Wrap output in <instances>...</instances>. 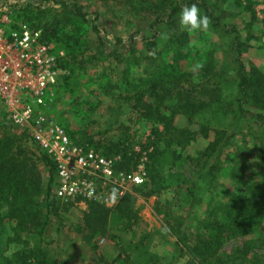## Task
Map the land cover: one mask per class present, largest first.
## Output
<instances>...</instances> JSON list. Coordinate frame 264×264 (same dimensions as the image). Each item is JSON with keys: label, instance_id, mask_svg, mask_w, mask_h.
Returning a JSON list of instances; mask_svg holds the SVG:
<instances>
[{"label": "rangeland", "instance_id": "1", "mask_svg": "<svg viewBox=\"0 0 264 264\" xmlns=\"http://www.w3.org/2000/svg\"><path fill=\"white\" fill-rule=\"evenodd\" d=\"M62 1H76L83 5L87 21L83 23V39L79 44L82 52L75 58L67 56L57 42H49L56 64L62 62L65 68L57 65L60 73L52 87V99L46 112L68 130L78 131L77 137L81 136L89 149L96 147L105 153L110 144L118 145L120 151L113 150L116 153L110 155L119 162L121 154L125 153L129 170L115 169L144 172L143 181L138 184L141 191L136 192V205L142 203L144 207L127 223L113 224L110 238L96 239V249L92 250L74 228V224L81 220L86 201L78 199L61 203L56 210L58 215L51 216L49 228L42 235L40 244L48 257L62 264H96L99 255L111 261L118 254L125 256L126 264H167L187 213L188 244H191L204 232L203 225L209 218H225L224 207L228 204L226 189L253 191L255 194L264 192V163L258 164V157L264 154V122L257 121L250 114L239 116L233 111V104L231 106L236 67L233 61L236 51L232 43L235 32L241 41L248 44V47L241 48V60L247 70L251 62L264 70V0H222L221 10L216 9L215 15L227 28L214 27L209 20L207 30L188 32L192 49L182 66L191 73V77L185 88H197L207 81L211 88L218 90L220 101L214 103L209 99L203 102V108L193 122H188L182 114H176L173 125L191 130L179 141L152 134V124L131 109V102L124 101L125 96H131L145 86L146 73L141 57L152 49L139 41L134 44L128 41V37L137 30L149 36V23L161 14L162 9L156 6L145 8L136 0L132 3L128 0H54L55 3L51 1L43 5H40L42 0H10L9 16L12 22L26 21L17 10L26 2L53 14ZM147 1L154 3L157 0ZM207 1L213 4L215 0ZM7 5V0H0L2 11ZM179 13L175 16L176 21ZM200 13L203 15L201 9ZM76 20L81 24L77 17ZM92 25L101 30L100 34L107 43L99 52ZM232 27L236 28L235 32ZM159 30L153 48L163 51L168 60L171 53L165 47L166 37L161 26ZM113 36H122L124 40L115 44ZM131 47L136 48L134 57L130 56ZM203 52L212 53L213 60L208 69L211 71L199 68L198 60ZM109 83L114 87L109 94H104V87ZM108 106H118L119 113L110 115ZM250 106L244 103L247 110H253ZM2 111L0 106V115ZM7 131L0 127V136ZM205 131L207 136H204ZM214 140L217 142L213 149L219 155V169L214 178L216 185L197 180L195 201L190 205L188 187L191 182L180 172V163L185 156H196ZM31 146L36 151L34 145ZM239 150L242 152V164L235 166L233 152ZM40 169L47 176V169L42 165ZM188 170L193 172L192 168ZM55 180L54 176L52 191ZM133 187L136 186H130L129 191ZM5 211V205L0 204V252L9 253L21 244L9 241L13 237V222L2 217ZM21 237L30 244L38 241L36 232L23 233ZM248 237L228 235L223 247L227 252L235 249L243 252L242 244L245 245ZM257 246L264 252V243H255L253 248ZM187 260V255H179L173 264H186Z\"/></svg>", "mask_w": 264, "mask_h": 264}, {"label": "trees", "instance_id": "2", "mask_svg": "<svg viewBox=\"0 0 264 264\" xmlns=\"http://www.w3.org/2000/svg\"><path fill=\"white\" fill-rule=\"evenodd\" d=\"M51 1L55 3L54 0H42L40 5ZM128 1L132 3V0ZM136 1L144 4L145 8L156 6L162 11L150 21L149 36L143 31L137 30L128 37V41L134 42V44L139 41L152 49L141 57L144 63L143 71L146 73L145 86L131 96H125L124 101L131 102V109L136 110L143 119L152 124L150 129L152 134H160L164 138H173L175 141H179L183 134H187L191 130L175 127L173 125L174 116L182 114L188 122H193L194 117L203 108V102L209 99L214 103L220 101V94L218 90L211 88V84L207 81L197 88L189 90L185 88V85L189 83L191 73L183 68L182 62L191 54L192 48L189 46L188 31L179 28L175 16L185 5L195 3L202 10L203 15L212 21L214 27L225 28L226 25L221 24L219 17L215 15L216 9L221 10L219 5L222 0H215L213 4H208L207 0H157L154 3L147 0ZM58 5L59 8L53 14H49L48 10H39L38 6L27 2L25 5H19L17 10L21 13L19 16L22 17L23 14L31 22H29L31 25L41 30L40 39L42 41L57 42L67 56L75 58L77 53L82 52L79 44L83 39V23L87 21V13L83 5L76 1H62ZM76 17L81 21V24L76 20ZM159 26L165 33V47L171 53L168 60L163 51L153 48L160 31ZM92 29L97 37V51L99 52L101 48H105L107 43L102 38L101 30L97 26L92 25ZM235 29L232 27L233 32L236 31ZM112 38L115 44L124 40L122 36H113ZM232 43H234L236 51L233 59L236 66L235 82L231 92L233 111L243 117L250 114L257 121L264 122V112H260L264 109V70L252 62L247 70L241 60V48L248 47V44L241 41L236 32ZM129 52L130 56L134 57L136 48L131 47ZM211 55L212 53L204 54V52L200 54L198 60L200 69L206 72L211 71L208 70L213 60ZM134 62H137V58H134ZM57 65L65 68V64L63 65L62 62ZM184 81H187L186 84ZM113 87V83L106 84L104 94H109ZM149 100L154 102H149ZM244 103H249L250 107L258 111L247 110ZM117 107L108 106L109 114H118ZM61 125L74 143L89 149L87 142L82 140L81 136L77 137L78 131L68 130L63 124ZM0 127L8 130L0 136V204L6 207L2 217L13 222V237L9 241L21 244L19 248L11 250L9 253L0 252V264H62L57 259L48 257L40 244L42 235L49 228L51 216L58 215L56 210L59 205L72 202L62 201L55 196V188L53 191L51 190L54 176L56 177L55 163L49 154L33 142L28 128L11 122L4 112L0 115ZM204 136H207L206 131ZM215 142L217 141L209 143L206 149L196 156H185L180 163L182 164L180 172L184 173L187 178L189 177L191 182V186L188 187L190 205L195 201L194 189L197 180L201 179L209 182L212 186L216 185L214 178L219 169V155L213 149L216 145ZM31 145H34L36 151ZM93 150L98 151L96 147ZM113 150L120 151L118 145L110 144L105 148V153L100 152L109 156L111 153H116ZM121 156L119 162L118 160L114 162V167L120 170H129V160L126 158V154L122 153ZM241 156L240 150L233 152L232 162L235 166L242 164ZM177 158L179 156H176ZM262 163H264V154L258 157V164L262 165ZM41 165L47 169V176L41 172ZM190 167L193 170L192 173L188 172ZM56 184L57 180H55V186ZM141 188L136 185L111 206H106L95 200H85L86 208L82 212L81 220L74 224V228L92 250L96 249V239L110 238L113 224H123L124 221L127 223L131 218L137 216L144 207L142 203L136 205V192L141 191ZM224 192L227 194L228 200L227 206L224 207L225 218H209L203 225L204 232L197 235L198 238L188 244L187 213L184 226L176 237L167 264H173L179 255L188 256L186 264H264V252L258 250L260 246L253 248L255 243L258 245L264 243V192L260 191L255 194L253 191L244 192L231 189H226ZM34 232L38 239L35 244H30L27 242L28 240H23L21 237L23 233ZM228 235L229 237L249 236L250 242L249 239H246L245 245L242 244L243 252H239L237 249L227 252L223 244ZM97 261L96 264H126L127 259L118 254L111 261H107L99 255Z\"/></svg>", "mask_w": 264, "mask_h": 264}, {"label": "built area", "instance_id": "3", "mask_svg": "<svg viewBox=\"0 0 264 264\" xmlns=\"http://www.w3.org/2000/svg\"><path fill=\"white\" fill-rule=\"evenodd\" d=\"M8 5L10 0H7ZM0 8V106L14 124L28 128L33 142L55 163L56 197L113 204L143 181L144 172L116 170L115 159L74 143L46 112L60 73L51 44L26 21L12 22L10 6ZM115 191V199L112 194ZM102 240V239H101Z\"/></svg>", "mask_w": 264, "mask_h": 264}, {"label": "clouds", "instance_id": "4", "mask_svg": "<svg viewBox=\"0 0 264 264\" xmlns=\"http://www.w3.org/2000/svg\"><path fill=\"white\" fill-rule=\"evenodd\" d=\"M179 28L184 31L192 32L194 30H207L209 26V18L200 13V9L195 3L187 4L181 8L177 18ZM115 191L112 198L115 199Z\"/></svg>", "mask_w": 264, "mask_h": 264}]
</instances>
